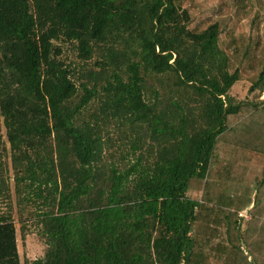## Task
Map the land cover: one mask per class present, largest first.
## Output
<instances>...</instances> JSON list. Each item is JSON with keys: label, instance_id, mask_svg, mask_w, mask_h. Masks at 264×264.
I'll return each mask as SVG.
<instances>
[{"label": "trees", "instance_id": "trees-1", "mask_svg": "<svg viewBox=\"0 0 264 264\" xmlns=\"http://www.w3.org/2000/svg\"><path fill=\"white\" fill-rule=\"evenodd\" d=\"M261 23L263 0H0V264L28 223L25 264H237L264 162L228 92L264 86Z\"/></svg>", "mask_w": 264, "mask_h": 264}, {"label": "rangeland", "instance_id": "rangeland-1", "mask_svg": "<svg viewBox=\"0 0 264 264\" xmlns=\"http://www.w3.org/2000/svg\"><path fill=\"white\" fill-rule=\"evenodd\" d=\"M264 1V0H263ZM264 27V24H260L258 28L262 29ZM63 52L64 56H69L71 53V50L69 49L68 46H63ZM251 86V83L248 82L246 79H242L240 81H237L230 91L228 92L229 97L231 98V101L233 104H237L241 100H246L248 103H251L252 105H257L258 110L254 111L253 114L251 115L253 117V120L258 121L262 124H264V107H260L261 104L264 103V86L261 87L258 90H254L253 92H249V87ZM260 107V108H259ZM260 124V125H262ZM233 139H230V141ZM263 154H264V148L261 149ZM260 150V151H261ZM9 155V146L6 141V136L4 133L3 127L0 129V155L3 154ZM224 186V185H223ZM222 187V186H221ZM224 188V187H223ZM218 190V189H217ZM217 190H211V196L216 202H221V203H228V197L231 194V191L229 189H219L218 191L220 192H226L227 194V199L220 195L218 196V191ZM264 190V187H263ZM188 196L193 198V199H199V195L196 193H188ZM224 197V198H223ZM261 201H263L261 199ZM13 208L15 209L14 203L12 204ZM4 207V205H2ZM1 206V207H2ZM259 204L255 206V209L253 211H257L259 208ZM5 208V207H4ZM250 218L251 216L248 215ZM245 218H240L239 219V224L240 227H244L243 225ZM248 227V225H246ZM28 230H24V233L21 234L20 231V226L16 225L17 229V245H18V251H19V257H20V264H25V259H38L39 257H42L44 254V246L39 239L36 229L33 228L31 223H28L27 225ZM246 229V228H245ZM258 231L263 234L264 230L262 227L258 228ZM211 251L208 252V256H210ZM243 252V251H242ZM244 254V253H243ZM243 254L240 253V259H238L237 264H254L253 262H247L246 256L243 257ZM28 257V258H27ZM220 261V260H219ZM219 264H223L222 261L219 262Z\"/></svg>", "mask_w": 264, "mask_h": 264}, {"label": "crops", "instance_id": "crops-1", "mask_svg": "<svg viewBox=\"0 0 264 264\" xmlns=\"http://www.w3.org/2000/svg\"><path fill=\"white\" fill-rule=\"evenodd\" d=\"M260 124L262 123L258 121H254L253 124L251 122L249 131H242L243 133L241 132V136L243 143L247 146L250 144L249 149L257 153L258 156L261 155L264 162V154L261 150L264 148V124ZM258 166L259 165L250 162V169H254ZM262 202L264 201L260 202V206L257 210L258 215L255 218L256 221H253L248 216L250 215L249 211L253 210V201L248 208L240 212V218H245L243 220V225L246 228L245 229L243 226L241 227V251H243L244 256H246L245 260H247V262H253L254 264H264V233L261 234L258 231L259 227H262L264 230V204ZM246 225H248V227Z\"/></svg>", "mask_w": 264, "mask_h": 264}]
</instances>
